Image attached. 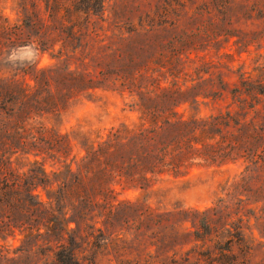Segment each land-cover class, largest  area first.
Masks as SVG:
<instances>
[{
  "label": "trees",
  "instance_id": "1",
  "mask_svg": "<svg viewBox=\"0 0 264 264\" xmlns=\"http://www.w3.org/2000/svg\"><path fill=\"white\" fill-rule=\"evenodd\" d=\"M7 4L13 20L5 13ZM104 14L105 0H0V71L9 48L32 46L62 58L46 68H21L22 78L0 76V264H31L46 253L49 264H97L99 251L125 236H149L156 248L167 240L175 243L161 237L160 230L185 222L194 228L193 240L205 244L210 211L226 213V206L160 211L147 197L164 177H185L194 168L221 169L241 162L240 179L230 187L241 189L242 195L264 196V125L246 119L264 97L263 67L256 78L241 73L232 88L210 90L214 97L227 91L239 107L247 108L241 119L230 111L183 118L177 105L190 95L197 101L206 94L194 92L197 85L166 84L162 78L177 77L171 70L183 64L182 55L190 58L196 33L176 31L175 20H151L148 28L129 21L118 26L127 34L124 38L145 34L138 46L126 43L129 50L123 56L120 46L110 42L100 47V55L93 54L99 38L95 22L104 20ZM157 32L172 35L163 39ZM77 51L85 52L84 59L96 69L76 70L64 63ZM107 88L129 94L137 123L111 126L105 133L73 131L72 136L52 124L79 95ZM73 146L78 151L69 158ZM19 157L26 159L27 170L14 167ZM45 159L62 165L52 178ZM250 180L260 185L246 189ZM39 187L45 201L36 192ZM128 190L138 196L118 198ZM16 236L19 245L4 249L1 242ZM210 261L209 252L197 258L198 264Z\"/></svg>",
  "mask_w": 264,
  "mask_h": 264
},
{
  "label": "rangeland",
  "instance_id": "2",
  "mask_svg": "<svg viewBox=\"0 0 264 264\" xmlns=\"http://www.w3.org/2000/svg\"><path fill=\"white\" fill-rule=\"evenodd\" d=\"M5 13L11 20L14 19L9 4L6 5ZM151 20L155 23L175 20L178 25L176 31L196 33L195 49L191 50L189 58L191 60L182 55L183 64L177 70H171L177 77L165 75L162 79L166 84L174 81L182 87L197 85L194 92L204 93L206 97L198 96L197 101H194L190 95L189 100L177 105L178 114L189 118L230 111L241 119L247 108L239 107L227 91L220 97H214L210 95V90L220 85L230 89L238 84L241 73L256 78L257 69L263 67L264 70V0H105L104 20L95 22L99 38L93 42V54L100 55V47L113 42L116 47L120 46L125 56L129 50L125 44L137 42L138 46L145 34L135 36L137 38H124L127 34L118 25L128 26L130 21L137 26L141 22L148 28L147 24ZM156 34L163 39L172 35L167 32ZM129 39L134 41L127 42ZM7 53L6 60L1 64L3 69L0 76L15 74L22 78L21 68L33 70L35 66L46 68L62 63V58L52 57L49 52L35 51L32 46L9 48ZM85 56V52L77 51L64 63L76 70L96 69V65L92 66V62L84 59ZM100 67L106 68L103 64ZM24 77L29 80L28 76ZM131 100L129 94L121 92L119 88L96 89L79 95L62 116L51 122L70 136L73 131L79 130L105 133L111 126L138 122V113L129 106ZM250 118L264 125L263 96L257 100L254 111L248 110L246 119ZM72 142L75 144V141ZM72 149L69 158L78 151L76 146ZM43 166L50 178L57 168L62 169L61 163L51 159H45ZM14 167L27 170L29 164L24 157H19ZM242 171L241 162L228 164L221 169L194 168L185 177H164L147 194L150 205L160 211H173L176 207L202 211L219 203L226 206V213L210 211L211 229L205 235V244L193 240L194 228L185 222L173 229L160 230L161 237L175 239V243L167 240L156 248L151 245L153 238L149 236L137 240L125 236L123 242L116 241L107 249L99 251L96 263L198 264L200 254L209 252L212 254V264H264V196L262 193L250 192L242 195L241 189L236 191L230 187L231 183L240 179ZM247 182L249 185L246 189L260 185L258 180ZM262 190L264 194V186ZM36 192L42 200H46L44 189L39 187ZM137 196L136 191L128 190L118 198L134 199ZM219 199L222 201L218 202ZM169 220L175 222L172 216ZM19 243V236L1 242L3 248L9 251ZM30 263L49 264L50 256L46 253L40 259H32Z\"/></svg>",
  "mask_w": 264,
  "mask_h": 264
},
{
  "label": "clouds",
  "instance_id": "3",
  "mask_svg": "<svg viewBox=\"0 0 264 264\" xmlns=\"http://www.w3.org/2000/svg\"><path fill=\"white\" fill-rule=\"evenodd\" d=\"M13 58H15V53L13 54Z\"/></svg>",
  "mask_w": 264,
  "mask_h": 264
}]
</instances>
